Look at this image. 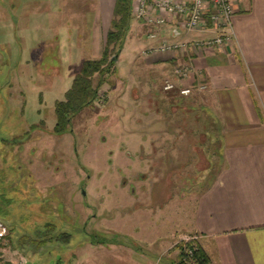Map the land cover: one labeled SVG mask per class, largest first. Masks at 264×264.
I'll list each match as a JSON object with an SVG mask.
<instances>
[{"label": "rangeland", "instance_id": "1", "mask_svg": "<svg viewBox=\"0 0 264 264\" xmlns=\"http://www.w3.org/2000/svg\"><path fill=\"white\" fill-rule=\"evenodd\" d=\"M3 1L16 6L0 16V264L18 255L27 264H118L101 255L107 243L134 244L159 260L173 242L175 258L192 235L195 199L222 163L218 121L160 94L163 81L149 85L146 73L112 98L140 52L131 37L149 31L132 19L103 98L53 134L55 103L82 62L98 59L95 33L101 28L104 44L107 25L96 19L97 0ZM107 208L114 224L102 220Z\"/></svg>", "mask_w": 264, "mask_h": 264}, {"label": "crops", "instance_id": "2", "mask_svg": "<svg viewBox=\"0 0 264 264\" xmlns=\"http://www.w3.org/2000/svg\"><path fill=\"white\" fill-rule=\"evenodd\" d=\"M234 3L236 13L232 19L231 41L211 50L198 53L188 50L182 57L173 53L144 57L143 51L157 46L160 39L178 42L214 36L211 33L187 35L173 23L161 29L157 41H148L144 34L138 35L139 39L137 35L131 37V42L141 47L140 52L128 64L124 85L118 83L111 92L112 98H122L118 91H125L126 83H135L139 72L153 76L149 77V85L158 76L161 81L173 79V66L190 60L192 93L181 97L176 91L164 92L162 86L159 92L169 98L181 99V104L186 99V108L194 107H189L191 111H200L198 107H203L218 121L222 163L213 180L197 195L186 231L198 236L197 247L208 264H264V0H235ZM113 5L114 0H97L96 19L100 24L102 20L106 23L105 37ZM14 6L0 0V16ZM65 6L61 8L66 9ZM24 18L25 14L21 12L16 19ZM100 31L98 27V34L95 33L98 51L92 52L96 58L101 57L104 48ZM72 59L76 63L80 58ZM197 84H203L205 89L198 91ZM146 87L147 84L143 86ZM133 101L134 107L139 106L138 97ZM108 208L102 214V220L110 225L111 222L114 224V216ZM172 245L173 242L165 246V250L161 249L159 260H156V252L144 254L134 244L107 243L101 246V255L116 259L118 264H161L160 258L168 255L169 261L165 264H177L180 252L175 258L176 253H167Z\"/></svg>", "mask_w": 264, "mask_h": 264}, {"label": "built area", "instance_id": "3", "mask_svg": "<svg viewBox=\"0 0 264 264\" xmlns=\"http://www.w3.org/2000/svg\"><path fill=\"white\" fill-rule=\"evenodd\" d=\"M235 0H131V16L136 22L149 28L145 38L154 42L159 40L162 28L177 25L187 35L211 33L213 37L201 40L170 42L160 39L157 46L143 51L144 57L173 53L180 57L188 50L200 52L211 50L230 43L233 35L232 19L236 13ZM193 67L190 60L173 66L172 78L163 81L164 92L176 91L181 97H188L194 87L190 84ZM196 89H205L197 84ZM198 236H187L182 242L186 264H197L194 253ZM14 264H27V260L18 255Z\"/></svg>", "mask_w": 264, "mask_h": 264}, {"label": "trees", "instance_id": "4", "mask_svg": "<svg viewBox=\"0 0 264 264\" xmlns=\"http://www.w3.org/2000/svg\"><path fill=\"white\" fill-rule=\"evenodd\" d=\"M131 21V0H114L102 55L98 59L82 62L70 88L65 92L64 100L55 103L53 134L58 136L64 134L71 126L72 117L84 108L92 106L101 86L106 82L107 75L111 72L114 64L111 58L118 56L123 47ZM194 258L197 264H208L198 247H196ZM4 264L14 263L8 261ZM177 264H186L185 253L182 250Z\"/></svg>", "mask_w": 264, "mask_h": 264}, {"label": "water", "instance_id": "5", "mask_svg": "<svg viewBox=\"0 0 264 264\" xmlns=\"http://www.w3.org/2000/svg\"><path fill=\"white\" fill-rule=\"evenodd\" d=\"M113 62H116L117 61V56H114L113 59H112Z\"/></svg>", "mask_w": 264, "mask_h": 264}, {"label": "flooded vegetation", "instance_id": "6", "mask_svg": "<svg viewBox=\"0 0 264 264\" xmlns=\"http://www.w3.org/2000/svg\"><path fill=\"white\" fill-rule=\"evenodd\" d=\"M98 97L103 98V96L101 95L100 91H99V94H98L97 98Z\"/></svg>", "mask_w": 264, "mask_h": 264}]
</instances>
